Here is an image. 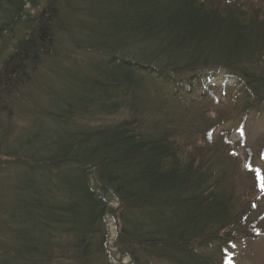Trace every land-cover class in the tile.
I'll use <instances>...</instances> for the list:
<instances>
[{
  "label": "trees",
  "instance_id": "obj_1",
  "mask_svg": "<svg viewBox=\"0 0 264 264\" xmlns=\"http://www.w3.org/2000/svg\"><path fill=\"white\" fill-rule=\"evenodd\" d=\"M253 115L264 0H0V264H235Z\"/></svg>",
  "mask_w": 264,
  "mask_h": 264
},
{
  "label": "rangeland",
  "instance_id": "obj_2",
  "mask_svg": "<svg viewBox=\"0 0 264 264\" xmlns=\"http://www.w3.org/2000/svg\"><path fill=\"white\" fill-rule=\"evenodd\" d=\"M107 120L110 121V119ZM242 128L246 133L247 145L250 146L253 151V163L262 169L264 175V157L259 156L258 154L261 148L259 145V138L264 133V117L262 115H253L247 121H244L241 116L231 117V119L220 127L219 130L224 129L229 131L233 140L239 141L242 138ZM239 153L241 154L242 160H244V150L240 149ZM258 204L261 205V207L259 212L255 213V216L259 213L264 221L263 202L259 201ZM110 224L111 240H113L116 236V229L112 221H110ZM234 261L235 264H264V237L240 240L234 249Z\"/></svg>",
  "mask_w": 264,
  "mask_h": 264
},
{
  "label": "snow or ice",
  "instance_id": "obj_3",
  "mask_svg": "<svg viewBox=\"0 0 264 264\" xmlns=\"http://www.w3.org/2000/svg\"><path fill=\"white\" fill-rule=\"evenodd\" d=\"M261 187L264 188V183H262Z\"/></svg>",
  "mask_w": 264,
  "mask_h": 264
}]
</instances>
